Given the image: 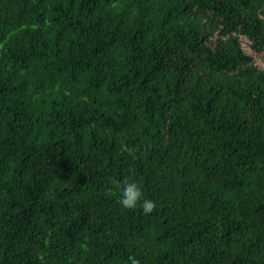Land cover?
Here are the masks:
<instances>
[{
    "label": "trees",
    "instance_id": "obj_1",
    "mask_svg": "<svg viewBox=\"0 0 264 264\" xmlns=\"http://www.w3.org/2000/svg\"><path fill=\"white\" fill-rule=\"evenodd\" d=\"M243 37L264 0H0V264H264Z\"/></svg>",
    "mask_w": 264,
    "mask_h": 264
},
{
    "label": "clouds",
    "instance_id": "obj_2",
    "mask_svg": "<svg viewBox=\"0 0 264 264\" xmlns=\"http://www.w3.org/2000/svg\"><path fill=\"white\" fill-rule=\"evenodd\" d=\"M142 193L136 184L130 183L127 184L123 189V195L121 199V203L125 208H135L137 206V202L141 199ZM142 208L145 213H149L152 211L154 204L150 200H143ZM133 264H136L133 261Z\"/></svg>",
    "mask_w": 264,
    "mask_h": 264
},
{
    "label": "rangeland",
    "instance_id": "obj_3",
    "mask_svg": "<svg viewBox=\"0 0 264 264\" xmlns=\"http://www.w3.org/2000/svg\"><path fill=\"white\" fill-rule=\"evenodd\" d=\"M242 43H243V47L246 49V51L254 54L256 62L258 64L264 66V54L263 53L262 54L261 53H255L251 49L249 42H247V40L244 37L242 38Z\"/></svg>",
    "mask_w": 264,
    "mask_h": 264
}]
</instances>
